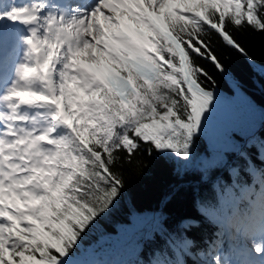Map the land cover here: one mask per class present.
Segmentation results:
<instances>
[{"label": "snow or ice", "instance_id": "1", "mask_svg": "<svg viewBox=\"0 0 264 264\" xmlns=\"http://www.w3.org/2000/svg\"><path fill=\"white\" fill-rule=\"evenodd\" d=\"M256 34L264 0H0V264H82L143 155L192 160L218 100L209 68L226 76L229 51L255 67ZM260 184L224 217L235 251L218 237L210 264H264Z\"/></svg>", "mask_w": 264, "mask_h": 264}, {"label": "trees", "instance_id": "2", "mask_svg": "<svg viewBox=\"0 0 264 264\" xmlns=\"http://www.w3.org/2000/svg\"><path fill=\"white\" fill-rule=\"evenodd\" d=\"M242 42L256 66L229 51L221 56L226 76L209 68L218 100L193 155L219 150L225 162L179 170V161L171 157L143 155L146 167L125 173L124 195L84 238L78 254L82 264H210L204 253L218 237L228 247L223 228L212 220L218 212L208 208L217 204L216 184L232 209L239 204L240 189L254 183L257 172L259 179L264 172V38L256 34ZM233 78L241 86L235 93ZM233 167L237 173H231ZM258 186L256 182L254 187ZM189 221L192 225L186 228ZM177 233L193 244L187 255L173 244ZM233 239L237 242L235 235Z\"/></svg>", "mask_w": 264, "mask_h": 264}, {"label": "rangeland", "instance_id": "3", "mask_svg": "<svg viewBox=\"0 0 264 264\" xmlns=\"http://www.w3.org/2000/svg\"><path fill=\"white\" fill-rule=\"evenodd\" d=\"M219 102H222V100H219ZM176 161H178V160H176ZM224 162H225V154L223 152H221L219 150H211L209 152H203L199 156H196V157L193 156L192 160L187 162V163L179 161L177 167H178L179 170H184V169L199 170V169H204L206 167H209V166H212V165H215V164H222ZM231 173H233V174L237 173V168L236 167L231 168ZM258 175L259 174L257 172L256 176H255V179L253 180L254 183L252 182V184H250L248 187L240 189V191L238 193L239 197L246 196V195H248V194H250L252 192H255L257 194L260 192L261 184H260V179H259ZM256 182H259V186H258L259 188L254 187V184H256ZM216 190H217V193H218V199H217L215 212L216 213L218 212V213L216 214L217 216H215L212 220L214 221L216 217L217 218L219 217V219L215 220V222L216 223H220L225 228H226V226L228 227V230H229L228 234L230 235L231 240H230V242H228V247H226V250L231 249L234 252L235 251V249L233 247L234 246V242H233L234 234L231 231V229L229 228L227 222L224 221V218L221 217L224 214L226 216L227 212H228V210L230 208L228 207V204L225 201L224 197L221 195L220 188H219V186L217 184H216ZM232 204H233V202H232ZM236 206H237V204H233V208H235ZM205 208H206L205 206H202L201 207L202 211L206 212ZM233 258H236V257L233 256ZM77 259L79 261H83L79 257V255L77 256Z\"/></svg>", "mask_w": 264, "mask_h": 264}, {"label": "bare ground", "instance_id": "4", "mask_svg": "<svg viewBox=\"0 0 264 264\" xmlns=\"http://www.w3.org/2000/svg\"><path fill=\"white\" fill-rule=\"evenodd\" d=\"M73 2L75 3V2H76V0H73ZM228 241H229V239H228Z\"/></svg>", "mask_w": 264, "mask_h": 264}]
</instances>
